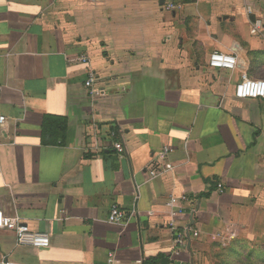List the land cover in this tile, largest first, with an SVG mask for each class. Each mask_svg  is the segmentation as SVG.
<instances>
[{"label": "crops", "instance_id": "1", "mask_svg": "<svg viewBox=\"0 0 264 264\" xmlns=\"http://www.w3.org/2000/svg\"><path fill=\"white\" fill-rule=\"evenodd\" d=\"M161 1L0 0V209L51 243L0 229V264H264V100L235 98L244 74L264 80V0ZM47 117L67 129L45 143ZM173 221L193 230L179 254Z\"/></svg>", "mask_w": 264, "mask_h": 264}, {"label": "built area", "instance_id": "2", "mask_svg": "<svg viewBox=\"0 0 264 264\" xmlns=\"http://www.w3.org/2000/svg\"><path fill=\"white\" fill-rule=\"evenodd\" d=\"M164 11L173 13L182 8V5L177 4L175 0H163ZM247 1V0H246ZM247 13L249 15L253 14V9L251 6L247 7ZM261 29V24L256 23L254 32H257ZM83 64H90L88 56L82 55L78 59ZM209 67L212 69H225L233 71L237 66V59L233 55L214 52L209 58ZM98 81L97 74L94 70L88 72V79L85 82V87L89 90V93L92 97H97L100 95V90L95 88V84ZM235 98L238 100H264V80H254L247 75H243L239 84L235 88ZM1 122L5 121V118H0ZM116 151L123 155L125 148L122 143H117L115 145ZM172 152L171 148L165 147L161 152L158 153L156 159L160 166L164 165L167 161L169 154ZM174 167L171 164H167L164 167L159 169L153 168L149 171L150 177L156 179L159 176L165 174L166 172L172 171ZM218 190L220 193L224 192V187L222 184H219ZM170 204L174 207L180 216H185L187 214L186 206L190 205V199L187 195L182 196H172L170 199ZM132 219V214L127 215L118 205H114L108 217V223L114 226L126 227L130 220ZM170 227L175 232V253L179 254L178 250L182 247H185L187 240L190 239V232L193 230L189 227L179 228L177 221L170 223ZM0 229L12 231L17 236V241L20 246H30L34 248H48L50 246V238L47 234L30 231L26 226H24L21 220L17 218H12L7 216L0 209ZM193 237H199V232L194 231ZM2 264H23L10 259H5ZM107 264H122L119 260L116 259L113 253L109 254ZM138 264H141L139 262Z\"/></svg>", "mask_w": 264, "mask_h": 264}, {"label": "trees", "instance_id": "3", "mask_svg": "<svg viewBox=\"0 0 264 264\" xmlns=\"http://www.w3.org/2000/svg\"><path fill=\"white\" fill-rule=\"evenodd\" d=\"M53 129L59 130L61 132H65L67 129V120L61 118L47 117L44 121V136L43 140L45 143H48V139L50 140L52 136L56 138L57 134L53 133Z\"/></svg>", "mask_w": 264, "mask_h": 264}, {"label": "water", "instance_id": "4", "mask_svg": "<svg viewBox=\"0 0 264 264\" xmlns=\"http://www.w3.org/2000/svg\"><path fill=\"white\" fill-rule=\"evenodd\" d=\"M161 4H164V1L163 0L161 1Z\"/></svg>", "mask_w": 264, "mask_h": 264}]
</instances>
